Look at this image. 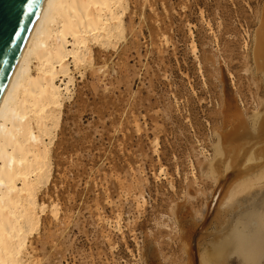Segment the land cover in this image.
I'll return each instance as SVG.
<instances>
[{
    "label": "rangeland",
    "instance_id": "rangeland-1",
    "mask_svg": "<svg viewBox=\"0 0 264 264\" xmlns=\"http://www.w3.org/2000/svg\"><path fill=\"white\" fill-rule=\"evenodd\" d=\"M263 4L131 0L118 50L94 47L84 74L73 71L44 199L58 210L56 217L46 213L47 228L33 237L36 264H184L187 242L195 264L198 233L200 249L212 254L220 248L212 242L239 214L256 211L264 174L261 185L237 191L221 207L229 209L219 215L225 223L218 216L198 232L218 178L207 160L215 155V113L232 99L250 115L246 102L264 100L251 58ZM228 246L214 254L233 253L228 264H241L239 245Z\"/></svg>",
    "mask_w": 264,
    "mask_h": 264
},
{
    "label": "bare ground",
    "instance_id": "bare-ground-1",
    "mask_svg": "<svg viewBox=\"0 0 264 264\" xmlns=\"http://www.w3.org/2000/svg\"><path fill=\"white\" fill-rule=\"evenodd\" d=\"M130 4L131 0H44L0 103V264H36L33 237L47 228L46 213L56 217L58 210L44 199L55 172L52 147L64 101L70 97L73 71L84 74L94 58V47L118 50V44L126 38ZM257 23L251 58L258 76L252 79L260 81L264 92V4ZM231 100L222 101L213 118L218 124L211 129L216 136L215 155L207 160L209 170L218 178L198 232L219 215H226L229 209L223 208L222 213L221 207L237 191L261 185L256 180L264 174V165L259 170L254 168L260 164L247 165L261 160L264 164V100L252 98L246 102L250 115L241 100L240 105ZM258 199L260 206L251 210L256 209L254 213L248 212L245 219L239 214L235 227L219 237L221 242H212L221 248L216 249L217 255H223L235 240L239 246L234 252L241 264H264V196ZM219 217L221 224L225 223L227 216ZM106 222L118 228L116 221ZM202 233L191 241L192 251L196 250L191 251L195 264H228L233 253L219 259L215 250L209 248L213 251L209 253L208 247L210 255L203 253ZM189 244L183 250L184 264H194Z\"/></svg>",
    "mask_w": 264,
    "mask_h": 264
},
{
    "label": "water",
    "instance_id": "water-1",
    "mask_svg": "<svg viewBox=\"0 0 264 264\" xmlns=\"http://www.w3.org/2000/svg\"><path fill=\"white\" fill-rule=\"evenodd\" d=\"M44 0H0V103Z\"/></svg>",
    "mask_w": 264,
    "mask_h": 264
}]
</instances>
